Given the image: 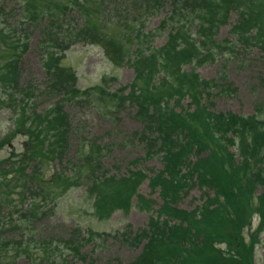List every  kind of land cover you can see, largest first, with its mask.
I'll use <instances>...</instances> for the list:
<instances>
[{
    "label": "trees",
    "instance_id": "1",
    "mask_svg": "<svg viewBox=\"0 0 264 264\" xmlns=\"http://www.w3.org/2000/svg\"><path fill=\"white\" fill-rule=\"evenodd\" d=\"M19 10L15 21L19 25L9 22L10 8L3 7L2 15L0 11V24L8 27L0 30V39L13 47V39L6 36L10 28L21 44L17 53L21 57L28 49L27 28L42 25L38 48L48 83L42 95L58 99L44 113L35 114L28 126L30 116L23 105L21 129L29 130L31 140L19 165L13 166L22 172L21 187L30 189L31 181H43L41 175L25 172L34 160L38 163L51 154L64 160L69 148L73 127L64 108L83 101L74 70L61 64L63 55L80 42L100 46L111 62L131 67L135 78L125 96L106 85L87 89L84 96L98 95L106 107L113 105L117 110L126 101L136 105L135 116L142 128L134 135L146 147L144 158L159 156L162 169L152 176L138 167L123 177L100 173L103 164L96 159L107 148L91 142L87 154L70 162L71 174L53 176L58 190L43 185L40 192L59 195L60 190L90 180L89 190L98 192L95 206L103 219L118 209L128 211L133 196L149 179L163 203L156 216L150 217L147 229L125 237L132 246L146 240L141 255L128 264H255V248L264 237V192L258 194L264 188V115L216 111L217 97L236 93L228 74L220 81L204 80L186 67L219 56L233 60L252 44L264 51V0H22ZM165 10L159 25L149 29ZM232 12L238 15L230 29L232 37L220 40V29ZM155 32L167 34L165 45H154ZM8 69L14 92L22 95L21 103H32L36 96L32 88L19 85L17 66L10 62ZM1 80L10 83V73ZM4 186L0 182V192ZM195 187L203 193L202 204L191 210L179 208L182 197ZM12 202L7 195L0 209ZM152 202L142 199L143 209H150ZM255 216L258 225L254 229ZM86 241L69 236L63 242L79 258ZM48 248L46 259L55 263L58 246ZM22 250L27 252L23 244Z\"/></svg>",
    "mask_w": 264,
    "mask_h": 264
},
{
    "label": "rangeland",
    "instance_id": "2",
    "mask_svg": "<svg viewBox=\"0 0 264 264\" xmlns=\"http://www.w3.org/2000/svg\"><path fill=\"white\" fill-rule=\"evenodd\" d=\"M21 2L22 0H3L0 3V10L3 11V7L10 8L9 16H12V21H17L20 17L19 4ZM237 17V13L232 12L228 23L220 29L219 38L232 37L230 29ZM161 19H155L152 22V28H156ZM4 28L8 27H0V30ZM27 29L29 44L20 63V71L22 72L20 81L23 85L29 84L34 89L41 90L48 85L43 54L38 48L42 25L32 24ZM156 33L158 34V32ZM6 36L8 40L13 39L11 44L13 47H8L3 39H0L1 46L12 50L15 55L20 53L22 48L19 40L16 39V34L9 28ZM166 41L167 35L160 33L155 38V45L161 47ZM4 48H0V55H2L0 57V182L7 185L1 187L0 201L9 195V199L14 202L3 205L0 209V242L5 241L6 246L4 251L0 249V254L3 255L0 264H41L31 262L26 254L19 253L15 256L23 235L28 236L24 241L26 242L30 239L51 237L54 233L55 235L67 233L74 228L84 232H87L88 229L91 232L96 231L94 235L107 234L106 237L109 238H97L98 252L92 258L98 264H119L118 261L125 264L131 262L140 253L141 247H132L130 244H126L124 235L128 230L136 232L148 227L150 217L163 203L159 190L153 192L148 180L139 187L138 194L133 197L131 207L127 212L116 210L105 220L98 221L93 207L94 192L86 191L84 184L73 185L63 190L58 199H49L47 196V198L37 197L33 200L41 204L40 213H46L42 214L41 221L36 225V231L33 228L37 219L33 215L28 216L27 211L30 208V198L34 195L31 190L38 194L41 193L40 190L43 185L53 189L59 187L53 182V176L62 171L71 173L72 165L70 162L87 154L91 150L89 143L94 140H98L103 147L107 148L102 155H99V160L96 159V162L100 161L109 174L116 173L118 177L126 176L131 169L140 167L149 176H152L162 169L159 156L151 159L144 158L146 147L140 137L134 135L141 129V123L135 116L136 105L126 101L124 106L117 110L116 106L113 105L106 107L104 103L98 100V95L87 98L83 94L89 87L103 83H107L113 90L123 91L133 81L134 70L125 65L115 67L103 55L98 46L78 44L63 55L61 64L65 68L75 71L78 77V86L82 92L79 97L83 102L77 101L66 105L73 127L66 157H63L64 160H59L55 158L54 154H51L49 159H39L38 163L34 160L28 169L33 173L39 170L43 181H31L29 183L30 189H26L20 184L22 172L13 170V166L20 163V156L25 150V144H29L31 140L29 131L21 129L20 115L24 110V105L26 116H30L27 122L28 126L37 113L34 109L37 107V111L40 113L47 109L52 101L47 96H41L35 100L37 106L34 103L29 104L27 101L19 105L20 95H15L12 83H8L11 90L2 88V76L8 73L3 71V67L8 65L10 61L19 60ZM192 67L205 80L216 79L220 81V77L227 73L228 82H233L234 86L238 88L236 94L227 97L219 96L215 99L216 111H231L246 116L255 112L264 115V51L257 44H252L249 50L243 51L242 55L233 60L229 57L219 56L201 65L187 66L189 70ZM121 94L125 96L123 92ZM15 99L16 103L14 102ZM183 104L186 106L185 102ZM18 118L19 122H16ZM14 131L15 137L13 138ZM97 155L95 153L94 157ZM136 158H140V160L134 163ZM90 164L88 163L87 166ZM36 184L40 187L38 188ZM4 192H7V195L3 194ZM261 192H264V188H261L258 193ZM21 193H23V201H20ZM144 198L153 201L150 209L140 208ZM202 200V191L195 187L182 197L178 206L182 209L191 210L201 204ZM21 210L26 213V216H20ZM257 223L258 216L254 219V228H256ZM53 227L56 230L53 231ZM10 241L11 244H6ZM24 244L29 249V255L31 253H33L32 256L37 253L45 255L48 252L44 246L36 247L34 242L30 246ZM93 245L94 243L87 245L83 249V253H88ZM57 252L60 254L59 250ZM68 253L66 251L65 255ZM58 260L60 262V259ZM71 261V264H85L81 259ZM256 264H264V242L257 247Z\"/></svg>",
    "mask_w": 264,
    "mask_h": 264
}]
</instances>
